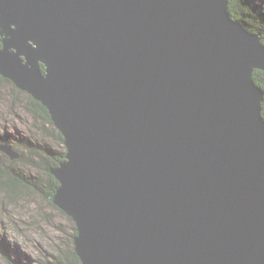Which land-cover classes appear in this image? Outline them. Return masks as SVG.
Segmentation results:
<instances>
[{
    "label": "water",
    "instance_id": "1",
    "mask_svg": "<svg viewBox=\"0 0 264 264\" xmlns=\"http://www.w3.org/2000/svg\"><path fill=\"white\" fill-rule=\"evenodd\" d=\"M227 4L0 0V75L63 137L49 200L81 264H264V43Z\"/></svg>",
    "mask_w": 264,
    "mask_h": 264
},
{
    "label": "rangeland",
    "instance_id": "2",
    "mask_svg": "<svg viewBox=\"0 0 264 264\" xmlns=\"http://www.w3.org/2000/svg\"><path fill=\"white\" fill-rule=\"evenodd\" d=\"M28 96L27 92L14 87L12 83L0 82V135H9L12 145H8L19 155L22 152L19 145L27 140L36 139L37 142L59 147L54 142L56 140L46 138L47 134H43V131L36 132L41 120L36 122L26 111ZM47 128L50 132L51 128ZM0 158L17 159L10 158L3 151ZM71 231L72 224L66 216L36 193L17 189L13 196L0 189V264H12L3 248L8 251V257L18 264H51L58 253L68 252Z\"/></svg>",
    "mask_w": 264,
    "mask_h": 264
},
{
    "label": "trees",
    "instance_id": "3",
    "mask_svg": "<svg viewBox=\"0 0 264 264\" xmlns=\"http://www.w3.org/2000/svg\"><path fill=\"white\" fill-rule=\"evenodd\" d=\"M227 9L232 18L240 21L247 30L258 33L264 43V0H228ZM41 68L42 70L44 69L42 64ZM252 78L263 91L261 108L264 118V72L261 70H254ZM0 82L12 83L1 75ZM13 86L15 87L14 84ZM25 109L33 116L36 122L41 120V124L39 125L40 128H36V132L39 133V131H43V134H47L45 137H52L56 140L54 142H56L59 147L55 148L53 144L37 142L36 139L27 140L23 144L19 143V148H21L24 153L21 152L17 159L11 161L0 158V189L6 194L13 196L16 195L17 189H28L60 210L49 200V197L59 185L56 178L50 173V169L58 166L65 159L63 137L51 121L48 110L39 101L28 96ZM47 127L51 128L50 132ZM5 144L12 145L11 139L7 133L0 135V145ZM61 213L65 215L72 224V231L70 232L68 240L69 248L66 253L65 251L58 253L51 264H81L73 246V237L76 235L75 224L63 211H61ZM5 245L3 243V246ZM3 251L12 264H18L15 260L8 257V251L5 248H3Z\"/></svg>",
    "mask_w": 264,
    "mask_h": 264
},
{
    "label": "bare ground",
    "instance_id": "4",
    "mask_svg": "<svg viewBox=\"0 0 264 264\" xmlns=\"http://www.w3.org/2000/svg\"><path fill=\"white\" fill-rule=\"evenodd\" d=\"M228 10V9H227ZM229 12V11H228ZM230 14V13H229ZM231 16V15H230ZM262 40V39H261Z\"/></svg>",
    "mask_w": 264,
    "mask_h": 264
}]
</instances>
